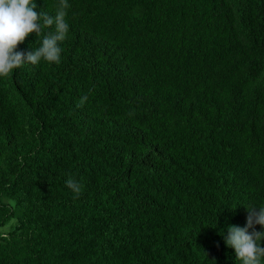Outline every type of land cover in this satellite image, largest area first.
Listing matches in <instances>:
<instances>
[{
  "label": "trees",
  "instance_id": "trees-1",
  "mask_svg": "<svg viewBox=\"0 0 264 264\" xmlns=\"http://www.w3.org/2000/svg\"><path fill=\"white\" fill-rule=\"evenodd\" d=\"M68 3L60 63L0 78V264H241L225 237L264 206V0Z\"/></svg>",
  "mask_w": 264,
  "mask_h": 264
},
{
  "label": "clouds",
  "instance_id": "clouds-1",
  "mask_svg": "<svg viewBox=\"0 0 264 264\" xmlns=\"http://www.w3.org/2000/svg\"><path fill=\"white\" fill-rule=\"evenodd\" d=\"M69 7L68 0H59L53 18L37 13L34 0H0V78L9 76L25 63L37 65L42 59L49 63H60V43L69 32L65 20ZM53 25L55 32L45 35L39 48L27 52L17 50L18 44L23 43L29 34L35 33L39 37L43 28ZM86 100L87 96L82 97L77 106L82 107ZM129 115L133 113L129 112ZM65 183L74 193V198L82 195V185L77 180L69 177ZM248 213L244 227L229 225L225 243L235 250L236 259L241 264H264V231L255 228V225L264 228V206L248 208Z\"/></svg>",
  "mask_w": 264,
  "mask_h": 264
}]
</instances>
